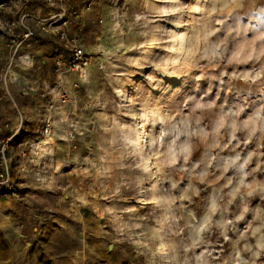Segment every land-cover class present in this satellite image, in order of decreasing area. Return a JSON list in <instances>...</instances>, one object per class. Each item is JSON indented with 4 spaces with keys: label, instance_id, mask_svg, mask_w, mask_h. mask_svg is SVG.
<instances>
[{
    "label": "rangeland",
    "instance_id": "374dc122",
    "mask_svg": "<svg viewBox=\"0 0 264 264\" xmlns=\"http://www.w3.org/2000/svg\"><path fill=\"white\" fill-rule=\"evenodd\" d=\"M180 2L196 4L198 0ZM68 3L0 0V151L5 145L7 154L5 161L0 152V264H150L151 254L134 242L141 238L126 239L117 228L141 222V217L147 227H157L153 205L141 203L132 190H122L121 198L112 195L123 177L132 175L118 167L131 159L120 161L123 149L112 143L117 135L113 123L136 124L124 114L120 105L127 101L117 92L131 98L129 79L140 82L142 73L151 71L118 59L141 56L142 50L129 51L127 46L146 39L136 35L137 28H130L136 15L147 14L144 0ZM148 4L167 6L166 0H148ZM60 12L65 13L62 19L57 16ZM251 15L254 19L242 17V23L256 31L264 29V14ZM156 24L185 31L164 20ZM60 27L86 54L75 68L68 59L69 46L57 34ZM30 31L33 35L26 38ZM153 51L164 55L159 48ZM58 58L61 67L56 64ZM117 72L125 73L120 82H116ZM245 90L253 100L260 91L258 85L241 82L237 91ZM159 128L156 125L155 131ZM137 131L152 132L153 128L148 125ZM255 147L250 143L248 150ZM199 155L196 152L193 159ZM34 158L38 162L32 164ZM254 166L255 162L249 167ZM3 171L9 178L1 176ZM255 175L257 181H264V173ZM250 199L251 207H264L259 196ZM252 219L249 213L237 226L244 229ZM215 247L214 255L231 252L230 242L222 239ZM257 264H264V256Z\"/></svg>",
    "mask_w": 264,
    "mask_h": 264
},
{
    "label": "clouds",
    "instance_id": "9594fccd",
    "mask_svg": "<svg viewBox=\"0 0 264 264\" xmlns=\"http://www.w3.org/2000/svg\"><path fill=\"white\" fill-rule=\"evenodd\" d=\"M166 5L144 0L147 14L136 15L130 26L146 39L127 50H142L141 56L118 59L151 71L140 82L129 79L131 98L117 92L127 101L120 105L124 114L136 124L114 122L112 140L123 149L120 161L131 159L118 167L132 174L115 186L113 197L132 190L141 203L153 205L157 227H147L141 217L117 231L126 239L140 237L134 242L151 254L150 264H257L264 256V207H251L250 198L264 201V181L255 175L264 173V29L256 31L241 18L264 14V0H166ZM157 48L164 55L153 51ZM124 75L117 72L116 82ZM241 82L259 86L255 100L247 90L237 91ZM148 125L152 132L137 131ZM250 143L256 145L252 150ZM36 179L42 182L39 174ZM249 213L252 221L239 228ZM137 228L143 230L135 233ZM221 239L230 242L227 256L214 255Z\"/></svg>",
    "mask_w": 264,
    "mask_h": 264
},
{
    "label": "built area",
    "instance_id": "2783aa9c",
    "mask_svg": "<svg viewBox=\"0 0 264 264\" xmlns=\"http://www.w3.org/2000/svg\"><path fill=\"white\" fill-rule=\"evenodd\" d=\"M57 16H60V19L64 18L65 17V13H62L60 12ZM57 34H59L61 36V38L64 40L65 39V42L67 44V46H69L70 50H71V55L68 57L70 63L73 65V68H75L76 66H78L80 63H82V60L84 59V56L86 55L83 51V49H81V47L77 44H75V41H73L72 39H70L68 37V34L66 32V30L62 27H60L59 29H57ZM25 37L26 38H29L31 35H33V32H27L25 33ZM62 60L60 58H58L56 60V64L61 67L62 66ZM49 126H50V122H48L46 124V131L48 132L49 131ZM6 149H5V145L1 147V153L3 154L2 155V158L6 161L7 160V157H6V153H5ZM5 166L7 167V170H8V164L6 163ZM5 171L1 172V176L4 177L5 174L8 176L9 178V174L8 172L7 173H4Z\"/></svg>",
    "mask_w": 264,
    "mask_h": 264
},
{
    "label": "crops",
    "instance_id": "0c3cea01",
    "mask_svg": "<svg viewBox=\"0 0 264 264\" xmlns=\"http://www.w3.org/2000/svg\"><path fill=\"white\" fill-rule=\"evenodd\" d=\"M87 1H89V0H69L68 5H81L82 2L86 3ZM36 162H38V158L37 159L36 158L32 159V164L33 163L35 164Z\"/></svg>",
    "mask_w": 264,
    "mask_h": 264
},
{
    "label": "bare ground",
    "instance_id": "6f19581e",
    "mask_svg": "<svg viewBox=\"0 0 264 264\" xmlns=\"http://www.w3.org/2000/svg\"><path fill=\"white\" fill-rule=\"evenodd\" d=\"M174 26V25H173Z\"/></svg>",
    "mask_w": 264,
    "mask_h": 264
}]
</instances>
